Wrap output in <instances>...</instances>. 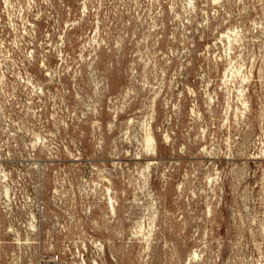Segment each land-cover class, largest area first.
Returning <instances> with one entry per match:
<instances>
[{"label":"rangeland","instance_id":"1","mask_svg":"<svg viewBox=\"0 0 264 264\" xmlns=\"http://www.w3.org/2000/svg\"><path fill=\"white\" fill-rule=\"evenodd\" d=\"M0 264H264V0H0Z\"/></svg>","mask_w":264,"mask_h":264},{"label":"bare ground","instance_id":"2","mask_svg":"<svg viewBox=\"0 0 264 264\" xmlns=\"http://www.w3.org/2000/svg\"><path fill=\"white\" fill-rule=\"evenodd\" d=\"M145 144L147 146V148L150 150L152 149L154 143H155V138L153 137V135L151 134V132H148L146 134V138H145Z\"/></svg>","mask_w":264,"mask_h":264}]
</instances>
